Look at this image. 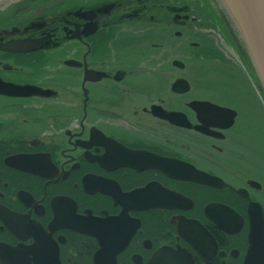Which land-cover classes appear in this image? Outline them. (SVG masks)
<instances>
[{"label": "flooded vegetation", "instance_id": "obj_1", "mask_svg": "<svg viewBox=\"0 0 264 264\" xmlns=\"http://www.w3.org/2000/svg\"><path fill=\"white\" fill-rule=\"evenodd\" d=\"M140 26L168 73L156 67L144 84L111 67ZM47 35L29 52L1 49ZM230 50L244 95L249 56L217 0H11L0 12V264H148L164 248L243 264L253 210L264 217V152L244 139L262 129L194 83L230 67ZM90 71L100 79L85 81Z\"/></svg>", "mask_w": 264, "mask_h": 264}, {"label": "water", "instance_id": "obj_2", "mask_svg": "<svg viewBox=\"0 0 264 264\" xmlns=\"http://www.w3.org/2000/svg\"><path fill=\"white\" fill-rule=\"evenodd\" d=\"M11 0H0V12L4 11ZM220 7L229 16L237 35L244 45L249 60L252 64L253 73L256 75L257 84L264 95V0H217ZM11 13L8 10L6 14ZM25 34L28 31L24 32ZM51 37H27L25 39L12 40L1 46L3 51L29 52L43 46ZM238 41V39H235ZM101 74L90 71L86 73L85 81L96 82ZM187 82L179 80L174 86L187 88ZM14 90L22 91L16 88ZM203 108H210V115L232 122L235 112L231 109L213 105L208 102L197 103ZM185 177L194 181L211 184L210 179L201 173H192ZM213 184V183H212ZM253 210V209H252ZM252 227L249 234V249L243 264H264V217L261 208L254 209L252 213ZM99 255L95 257V264H101ZM148 264H194L190 254L184 250L164 248L157 251Z\"/></svg>", "mask_w": 264, "mask_h": 264}, {"label": "rangeland", "instance_id": "obj_3", "mask_svg": "<svg viewBox=\"0 0 264 264\" xmlns=\"http://www.w3.org/2000/svg\"><path fill=\"white\" fill-rule=\"evenodd\" d=\"M124 39L130 40V37L125 35ZM127 46L132 47V50L127 47L121 53L118 49H115L116 51L111 59V67L114 69L126 68L133 78L137 79L140 84H144L151 73L158 72L156 71L157 66L148 61L146 53L135 50V47L131 44ZM112 52L109 48L108 54L111 55ZM228 54L232 58V62L229 61L232 63V68L231 66L226 68L219 61V63L209 66L207 71L203 69V77H196L194 83L198 89L202 90L205 98L211 99L220 105L231 106L241 110L243 112L241 114L242 123L252 127L260 126L262 135L254 139L255 135L250 132L245 136L244 143L249 148V152H264V100L259 97L257 89L254 87V81L248 75L246 78L249 87L243 93L244 95L235 93L234 90L238 89L239 86L237 80H242L241 77L246 72L239 66L240 62L237 53L233 51L231 53L230 50ZM101 88L105 89L104 86H101ZM106 88H111V86L106 84ZM98 89L96 90V95L98 94Z\"/></svg>", "mask_w": 264, "mask_h": 264}, {"label": "bare ground", "instance_id": "obj_4", "mask_svg": "<svg viewBox=\"0 0 264 264\" xmlns=\"http://www.w3.org/2000/svg\"><path fill=\"white\" fill-rule=\"evenodd\" d=\"M134 29L136 31H138L137 38L136 39H130V40L129 39H120V41H119L120 49H118V51L121 53L124 52L125 48L127 49V45L131 44L132 46L135 47V50H137V51L139 50V51L146 53V55L149 57V59H151V61L149 59H148V61L152 62L154 65H156L158 68H160L161 73L168 74L165 67H162L163 61L160 59L161 56L159 54L154 53V52L152 54L151 49L149 48V44H151L150 39L151 38L153 39V37H155L156 34H153L152 36H150L149 35L150 30H149V27H147V26L134 27ZM172 46H173V44H172ZM159 51L160 50H158V52ZM249 65H250V66H248L249 72H250L251 78L254 81L255 76L253 74V68H252L253 66L251 64H249ZM123 72L129 73V71L126 68H124ZM199 72H201V71H199ZM124 73H121L118 71V74H120V75H118L119 79H122L124 77ZM178 82L179 81L177 80L175 83L177 84ZM147 87H149L148 84H147Z\"/></svg>", "mask_w": 264, "mask_h": 264}]
</instances>
